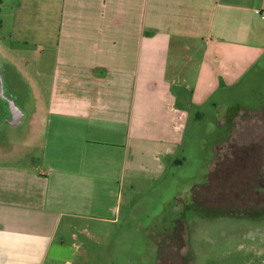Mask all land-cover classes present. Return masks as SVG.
Here are the masks:
<instances>
[{"label": "crops", "instance_id": "1", "mask_svg": "<svg viewBox=\"0 0 264 264\" xmlns=\"http://www.w3.org/2000/svg\"><path fill=\"white\" fill-rule=\"evenodd\" d=\"M255 1H13L10 39L34 45L52 69L45 105L0 49L5 121L33 151L0 164V264H74L76 233L116 221L126 184L135 191L164 177L188 111L212 92L214 36L233 34L236 16L246 36Z\"/></svg>", "mask_w": 264, "mask_h": 264}, {"label": "rangeland", "instance_id": "2", "mask_svg": "<svg viewBox=\"0 0 264 264\" xmlns=\"http://www.w3.org/2000/svg\"><path fill=\"white\" fill-rule=\"evenodd\" d=\"M13 1L0 0V49L37 82L46 105L52 66L34 45L10 39ZM260 1L246 10V36L238 16L233 34L214 36L221 53L212 92L188 111L183 144L173 153L167 173L135 191L126 184L116 221H91L84 235L76 233L81 250L74 264H264V19L256 14H264ZM0 64V135L7 138L0 139V149H8L0 151V164H17L33 151L19 145L20 130L5 121L3 96H10V88L2 58ZM211 168L215 172L209 174Z\"/></svg>", "mask_w": 264, "mask_h": 264}, {"label": "built area", "instance_id": "3", "mask_svg": "<svg viewBox=\"0 0 264 264\" xmlns=\"http://www.w3.org/2000/svg\"><path fill=\"white\" fill-rule=\"evenodd\" d=\"M256 14H258V15H261L262 16V18L264 19V14L263 13H261L260 11H256Z\"/></svg>", "mask_w": 264, "mask_h": 264}]
</instances>
